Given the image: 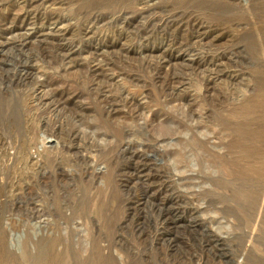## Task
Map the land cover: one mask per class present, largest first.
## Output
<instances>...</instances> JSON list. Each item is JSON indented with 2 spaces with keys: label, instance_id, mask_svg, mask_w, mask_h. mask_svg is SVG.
<instances>
[{
  "label": "rangeland",
  "instance_id": "obj_1",
  "mask_svg": "<svg viewBox=\"0 0 264 264\" xmlns=\"http://www.w3.org/2000/svg\"><path fill=\"white\" fill-rule=\"evenodd\" d=\"M0 264H264V0H0Z\"/></svg>",
  "mask_w": 264,
  "mask_h": 264
}]
</instances>
